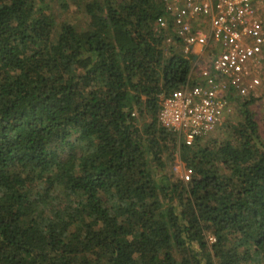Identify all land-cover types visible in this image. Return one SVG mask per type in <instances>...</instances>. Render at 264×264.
I'll use <instances>...</instances> for the list:
<instances>
[{"label":"trees","instance_id":"1","mask_svg":"<svg viewBox=\"0 0 264 264\" xmlns=\"http://www.w3.org/2000/svg\"><path fill=\"white\" fill-rule=\"evenodd\" d=\"M81 1L77 24L0 0V264H264L255 99L184 145L158 122L195 85L160 1Z\"/></svg>","mask_w":264,"mask_h":264},{"label":"built area","instance_id":"2","mask_svg":"<svg viewBox=\"0 0 264 264\" xmlns=\"http://www.w3.org/2000/svg\"><path fill=\"white\" fill-rule=\"evenodd\" d=\"M159 1L164 15L157 27L167 32L166 43L192 55V69L205 53L211 55L195 85L167 95L158 112L160 126L191 146L232 114L234 100L253 95L261 85L264 0ZM191 175L184 167L180 178L186 183Z\"/></svg>","mask_w":264,"mask_h":264},{"label":"rangeland","instance_id":"3","mask_svg":"<svg viewBox=\"0 0 264 264\" xmlns=\"http://www.w3.org/2000/svg\"><path fill=\"white\" fill-rule=\"evenodd\" d=\"M81 0H56L54 3V16L56 20L59 21H67V22H77L79 23H86V16H84L82 7H81ZM65 4L66 8L63 6ZM190 58H193L192 55H188ZM210 53H205V55L200 58L199 65L195 66L192 69L191 77L190 79L197 80L200 72L202 69H204L205 66L208 65L210 61ZM261 67V73H260V79H261V85L259 88L256 89V91L253 93V95H249L245 97L244 99L239 100H246L248 97H252L255 99L254 103L249 107L250 110L254 113V118L258 123L259 133L262 136V139L264 140V59L262 62ZM235 107V106H234ZM231 121H238L239 115L236 112V109L233 108V112L231 114V117L229 118ZM220 129L219 127L215 129L212 133L208 135V137H217L219 135ZM183 165L181 164L178 156L175 157V160L171 166V171L177 176L180 177Z\"/></svg>","mask_w":264,"mask_h":264}]
</instances>
